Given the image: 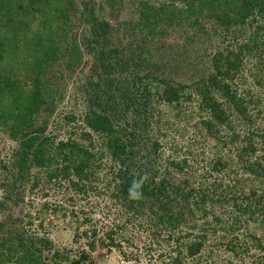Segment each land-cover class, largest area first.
Masks as SVG:
<instances>
[{"label":"trees","instance_id":"1","mask_svg":"<svg viewBox=\"0 0 264 264\" xmlns=\"http://www.w3.org/2000/svg\"><path fill=\"white\" fill-rule=\"evenodd\" d=\"M13 2L0 0V124L17 141L13 166L19 176L32 167L45 168L51 169L47 181L61 177L67 183L58 185L71 209L61 204L53 208L71 218L73 241L84 240L86 248L69 260L68 251L54 249L48 238L16 232L15 238L0 237V264L11 258L12 264H93L96 248L124 255V243L136 245L132 241L144 238L141 233L147 239L140 244L145 251L167 257L168 264H185L187 259L201 264L206 245V253L218 249L249 221L264 230V130L255 126L251 110L259 97L236 87L245 80L242 68L249 55H256L258 64L253 63L246 76L255 85L264 81V0H139L137 23L124 30L108 26L84 8L81 14L90 28L84 30L81 46L92 54L91 76L95 74L82 85L86 110L81 117L88 131L80 138L87 145L73 139L54 144L44 136L45 123L38 122L40 114L53 113L59 69L78 67L81 51L74 40H57L58 29L52 31L51 26L31 35L28 26L15 25L18 8ZM27 3L43 13L50 0ZM71 3L54 10L51 20L70 22ZM204 21L214 33L221 29L235 35L245 27L251 32L243 42L213 52L206 76L189 85L174 82L152 55L166 59L159 45L169 35L167 28L186 26L194 36L207 33ZM19 56L22 61H17ZM21 64L30 71L24 80L18 75ZM261 71L263 79H258ZM158 102L172 109L175 135L187 111L182 105L192 102L186 123L193 119L203 139L196 151L170 138L160 120L152 124L151 110ZM64 119L77 120L74 115ZM164 121L163 126L171 123ZM137 181H142L139 200L129 195ZM215 226L227 236L208 241ZM259 236L249 237L264 250ZM224 246L235 253V243Z\"/></svg>","mask_w":264,"mask_h":264},{"label":"rangeland","instance_id":"2","mask_svg":"<svg viewBox=\"0 0 264 264\" xmlns=\"http://www.w3.org/2000/svg\"><path fill=\"white\" fill-rule=\"evenodd\" d=\"M69 1L72 2L73 8V11H70L73 12L70 15V22L51 20V16H54V14L56 16L54 10H59L60 5ZM138 2L139 0H114V4L110 3L114 7V9H111L105 0H50L49 7L45 5L42 10L43 13H40L35 5H29L27 0H14L15 9L18 8V15L15 17L18 23L15 25L19 27L28 26L31 35L42 33L43 28L45 29L47 26H51L52 31L58 29L56 39H61L62 44L74 40L82 54V63L78 67H75L73 71H65L60 68L61 70L59 69L57 74L58 77L57 75L56 77L59 78L62 73L61 78L56 81L54 79L55 85L53 88L59 85V91L58 94H54L53 113L51 115L42 113L38 116V122L46 125L44 136L48 137L54 144L67 139H73L85 145L88 143L80 138V133L83 130L88 131L84 127L81 117L86 110L82 85H85L87 78H94L95 74L93 73L91 76V72H93L91 70L93 69L92 54L86 52L88 50L86 47L81 46L84 30L90 28L87 17L82 15L81 12L84 8L87 11L92 10L94 16L105 19L108 26L121 25L122 30H124L125 27L132 28L133 25H136ZM165 23L167 24L166 20ZM204 24L208 30L207 33L200 32L194 36L190 35L192 31L186 26L167 28L169 35L159 45L160 51H166V59L157 54L152 55L156 61L160 62L158 64H163L162 71L174 82L189 85L197 78L206 76L209 72V58L213 52L218 48H224L227 44L235 45L236 41L243 42L251 32V28L245 27L235 35L232 33L225 34L221 29H217L214 33L211 23L204 21ZM160 28L166 29L163 23H160ZM46 34L52 36V32L51 34L46 32ZM187 35L188 37H186ZM85 36L88 35L85 33ZM136 37L138 38V35ZM255 56L249 55L245 58L242 68V76L245 77V80L241 83L240 79L236 87L244 94L250 92L251 95L259 97L258 103L254 104L251 110L256 115L255 126L264 130V81L260 82L259 85H255L252 77L246 76L245 72L252 68V64L257 60ZM20 60L22 61V56L17 59V61ZM174 60H177V62L175 63ZM256 64L258 62L254 66ZM18 70L19 78H22V80L30 73L23 64L18 67ZM257 77L263 79V72L258 73ZM59 94L61 98L57 99ZM182 106L187 111L178 120V133L176 135L171 130L173 122L171 108H164L158 102L151 110L153 116L150 121L153 124L154 121L160 120L157 123L163 128L166 127V132L170 138L174 137L175 140H179L183 146L191 144L196 151L203 141L202 137L197 134L199 127L196 126L197 123L193 119L186 123L187 115L192 110L189 106L193 107L194 105L192 102H186ZM159 110H162L161 113ZM68 115H74L77 120L67 123L64 118ZM193 117L196 118V116ZM166 119H169L171 123H166L163 126ZM186 126L187 129L184 131ZM16 149L17 141L11 139L6 126L0 124V237L5 240L15 238L17 236L16 232L23 234L25 237L28 231L33 238H48L56 250H67L69 260L76 258L77 252L82 248H86L84 240L81 239L78 243L73 241L75 223L71 221L68 215L65 217L61 209L53 208L61 204L65 210L66 208L71 209V205L64 204L62 187L58 185V182L62 185L67 183L61 180V177L47 181V173L51 169L47 170L45 168L32 167L22 176H19L16 173L17 169L13 166V154ZM77 203L80 204V201L77 200ZM221 219L224 220L225 216H221ZM28 222H31V224L29 225ZM225 227L227 228V226ZM262 228L260 224L249 221L247 225L245 224V226L234 231L231 239H225L223 246L221 245L218 249L206 253L205 251L210 250L206 245L204 252L201 253L203 258L201 264H264V250L258 245V241L249 237L254 234L256 236L264 235ZM215 229L217 231L209 237L208 241L227 236L226 232L219 230V227L215 226ZM141 235L145 238L144 233H141ZM142 239L133 240L132 244L136 245H132V247L124 243L125 256L119 253L117 249L106 251L99 247L96 248L91 252L93 264H168L167 257L158 256L157 252L145 251L143 245H140L143 243ZM229 240L237 245L235 253L225 249L224 244L230 242ZM259 241L264 243V236L262 238L259 236ZM17 243L18 241H15V244ZM138 245L140 246L137 247ZM42 254L46 255V252H41ZM11 259L5 262L7 264L14 263ZM184 262L185 264H192L191 259ZM60 264L72 263L63 260Z\"/></svg>","mask_w":264,"mask_h":264},{"label":"clouds","instance_id":"3","mask_svg":"<svg viewBox=\"0 0 264 264\" xmlns=\"http://www.w3.org/2000/svg\"><path fill=\"white\" fill-rule=\"evenodd\" d=\"M142 187V181L134 182L132 187L129 189V195L131 199L139 200L143 197V192L140 191Z\"/></svg>","mask_w":264,"mask_h":264}]
</instances>
